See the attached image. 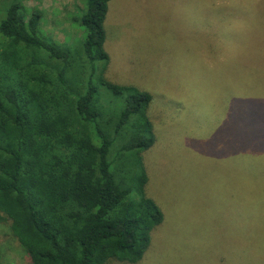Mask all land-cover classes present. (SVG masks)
Masks as SVG:
<instances>
[{
	"label": "trees",
	"instance_id": "trees-1",
	"mask_svg": "<svg viewBox=\"0 0 264 264\" xmlns=\"http://www.w3.org/2000/svg\"><path fill=\"white\" fill-rule=\"evenodd\" d=\"M82 1L70 19L85 36L71 46L49 39L42 8L0 0V223L10 225L29 264L137 263L165 218L146 189L143 153L156 142L152 94L106 77L112 0ZM227 33L233 43L240 38L245 68L252 60L264 67V24L241 21ZM254 36L257 53L247 50ZM261 87H243L247 147L251 118L264 115V99L248 92Z\"/></svg>",
	"mask_w": 264,
	"mask_h": 264
},
{
	"label": "rangeland",
	"instance_id": "rangeland-1",
	"mask_svg": "<svg viewBox=\"0 0 264 264\" xmlns=\"http://www.w3.org/2000/svg\"><path fill=\"white\" fill-rule=\"evenodd\" d=\"M83 3L27 4L42 8L50 40L77 46L85 32L70 18ZM241 21L264 24V0L109 3L105 75L152 94L148 116L156 142L143 153L146 189L165 218L142 260L107 264H264V115L249 119L254 146L247 147L239 113L245 85L264 89L258 83L264 67L254 60L244 67L240 38L233 43L227 33V25ZM258 49L254 36L247 50ZM101 67L97 63L98 72ZM259 91L248 93L264 99ZM0 258L5 264L31 260L5 223Z\"/></svg>",
	"mask_w": 264,
	"mask_h": 264
}]
</instances>
